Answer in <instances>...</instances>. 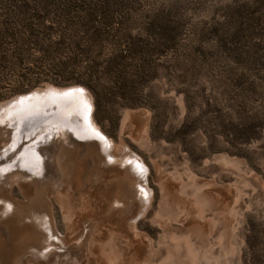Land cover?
Segmentation results:
<instances>
[{"label": "rangeland", "instance_id": "374dc122", "mask_svg": "<svg viewBox=\"0 0 264 264\" xmlns=\"http://www.w3.org/2000/svg\"><path fill=\"white\" fill-rule=\"evenodd\" d=\"M46 85L89 93L91 120L141 159L153 195L137 221L138 241L153 244L140 263L136 243L100 221L107 205L84 202L68 169L75 193L49 196L57 235L80 233L98 245L88 259L64 264H264V0H0V107ZM43 105L4 108L0 137L12 125L18 134L21 113ZM41 110L54 117L20 126L7 167L33 151L47 162L61 135L91 134L81 129L82 103L68 113ZM67 157L74 169L81 155ZM50 189L16 184L11 192L27 208ZM123 211L126 221L132 210ZM91 229L98 231L90 238ZM20 235L6 255L11 244L0 247V264L28 257Z\"/></svg>", "mask_w": 264, "mask_h": 264}, {"label": "bare ground", "instance_id": "6f19581e", "mask_svg": "<svg viewBox=\"0 0 264 264\" xmlns=\"http://www.w3.org/2000/svg\"><path fill=\"white\" fill-rule=\"evenodd\" d=\"M75 88L56 89L52 87L48 88V90L39 89L37 93H46L50 90V95L54 96L56 94L72 93L71 91L79 92L80 94L78 95L79 99H77V104L82 103L83 105L82 116L84 121V126L81 129H85L90 132L91 134L89 136L81 135L82 139L70 136L67 140L63 139L64 137L61 138L62 135L60 137L55 136L56 138L54 139H56V143L53 146L54 148L51 147L53 150L49 149L48 153H46L48 156H45L48 158V160H46L47 162H45V159L44 161L41 159L38 152L33 151L32 153H28L26 150H22L29 155L26 154L20 159V161L14 163L15 165L10 167H7L6 164L10 163V160L14 159L15 154L19 152L18 144L22 139L20 126H22L25 121L28 123V121L32 122L35 121V119L39 120L45 118L44 115H49L51 117L53 114L29 113L28 115H24L21 113L23 116L19 118L20 126H18V134H12V128L13 130L16 129V127L12 125L11 130L9 131L10 135L5 133L3 138L0 137V139H2L0 140V247H5L4 245L11 244L10 247H7L9 249L6 252L4 251L1 255H6L7 252L10 251L13 245V238L15 237L16 230H19L22 234L20 235L21 237L18 236L19 240L17 239V246L20 244L19 248L23 247L24 251H27L26 253L28 254L24 253L25 256H28L27 258L25 257L27 260L20 259L17 264H24L23 262H25V264H36L35 262H43L44 264H64L65 260L63 259L67 257L74 258V255H76V257H80L79 261H82L84 257H87L88 259L93 255V246L94 244L95 246L98 245V242L96 243L93 241V238L86 245V240L83 239V235L80 233H78L77 236L75 235V232H70V235L67 234L66 236L61 234L57 235L58 232L56 227V218L54 215L55 212L49 196L52 194L59 195L60 199L62 191L64 192V190H67L68 194L72 193L73 188H68V186H66V184L70 183V175H67L66 171L70 169L71 176L76 178L74 182L78 186L77 189L80 188L78 191L81 190V193H79L81 194L82 200L86 203H91L92 201L90 200L94 197L101 198L100 202H103L104 205L106 204L109 209L105 211L104 217L98 216L100 221L105 222V225L108 224L106 227H109L108 229H110V232L115 233L114 235L119 239H128L129 243H136L135 248H139L137 252L140 253L139 260L141 263L143 260L142 258L146 260L149 253H152L153 245L148 241L145 243L138 241L140 239H138L139 234L137 232V221L140 216L143 214L145 216V214H147L153 199L152 191L146 185L148 170H146V166L139 157L133 155L132 152L123 151L122 146H116L111 139L109 140L100 132L99 128L94 124L90 117L92 104L89 93L82 87L78 89ZM13 100L9 101L7 105H2L0 107V111H4V108L6 109L7 106H13L16 104L11 103ZM14 101H17V99ZM18 101L21 102H19L17 107L23 104L22 106L27 109H29L28 107L34 108V105L36 104L43 105L42 102L28 99L26 96L20 97ZM55 103H57L56 99L52 97L50 100H45L44 109L46 110L51 109V107H55ZM16 114L19 113L17 112ZM3 116L5 115L3 114ZM6 118L7 117L4 119ZM5 121L7 122V120ZM14 122L15 120L13 121V124ZM66 126L63 130L65 132L61 131L63 136H69L66 133L67 127L69 126ZM7 130L8 129L6 128V131ZM0 134L3 135L2 133ZM73 134L75 133H72V136ZM51 150L53 151L52 154L50 153ZM75 151H77L81 157L79 158L80 160L78 159L79 161L76 160L77 165L74 170L73 167L69 168L70 166L66 161L68 158L67 155L71 156ZM89 153L95 154L94 158L89 157L90 159L87 158L88 161H86L87 159H81L83 154L88 155ZM9 176L13 178V182L11 183H8L9 181H7ZM53 176L55 177L53 178ZM36 177L38 179L40 178L41 181L47 182L39 184L40 182L38 183L34 180ZM14 184H19L22 191L25 189L30 191L33 188L43 189L49 186L51 189L44 191V195H42L41 198L31 199V206L26 205L28 207L23 208L20 202L12 196L11 191L15 186ZM133 204L135 206H132ZM128 207L131 208L132 214L130 218L128 217L127 220L124 221L122 216L124 212L123 210ZM134 207L135 210H133ZM28 221H32L34 224L29 226L27 224ZM7 222H11V225L7 224ZM72 230H74V227ZM84 231L85 234H88L87 231H91L89 235L91 238V235L93 237V234H95L98 230L91 229ZM129 232H132V236L129 235ZM32 236L34 241H38V244L37 242L32 243ZM130 237H133L134 241L133 239L131 240ZM20 239L24 240L22 241ZM41 242H44V244H40ZM14 244H16V242ZM66 245L69 246L66 248ZM76 246H78L81 250L78 251ZM69 254H71V256H68ZM56 255L60 257V261L55 259V261L53 260L52 262L53 257ZM13 259L11 261H13ZM97 259L98 258H93L91 262H96ZM79 261L76 260L74 262L73 259V261L71 260L67 264H82Z\"/></svg>", "mask_w": 264, "mask_h": 264}, {"label": "water", "instance_id": "95a60500", "mask_svg": "<svg viewBox=\"0 0 264 264\" xmlns=\"http://www.w3.org/2000/svg\"><path fill=\"white\" fill-rule=\"evenodd\" d=\"M53 86H50V85H46L45 86V88H43V90H48V88H52ZM53 88H55V87H53ZM70 88H75V87H70ZM78 88H80V87H77V88H75V89H78ZM57 89V88H56ZM60 89H68V88H60ZM39 89H37V90H35V91H32V92H30V93H27L26 95H22V96H19V97H16V99H17V101H14V100H16L15 98H14V100H13V102H11V103H16V104H14V105H19V102H21V101H18L19 99H20V97H24V96H26V97H28V99H32V100H38V102H42V103H44L45 102V100H50V98L52 97V98H54V99H56V102L57 103H55L56 104V106L55 107H53V108H56V110H57V108L59 109V111L58 112H63V111H65L66 110V112L68 113L70 110H73V108H75L76 106H77V102H78V100L77 99H79V92H77V91H71L72 93H62V94H56V95H54V96H51L50 95V90L49 91H47L46 93H41V94H38L37 93V91H38ZM50 95V96H49ZM49 98H48V97ZM58 100V101H57ZM58 104V105H57ZM13 105V106H14ZM23 105V104H22ZM22 105H20L21 107L20 108H22ZM43 107H44V105H43ZM43 107H39V108H37V113H42V111H41V109L43 108ZM24 108V107H23ZM19 109V108H18ZM68 109H70V110H68ZM50 110V109H49ZM48 110V111H49ZM68 110V111H67ZM24 111H27L26 109H23V111L22 112H24ZM45 111H47V109L45 110ZM44 114V113H43Z\"/></svg>", "mask_w": 264, "mask_h": 264}, {"label": "trees", "instance_id": "16d2710c", "mask_svg": "<svg viewBox=\"0 0 264 264\" xmlns=\"http://www.w3.org/2000/svg\"><path fill=\"white\" fill-rule=\"evenodd\" d=\"M7 32H9V31H7ZM6 34V33H5Z\"/></svg>", "mask_w": 264, "mask_h": 264}]
</instances>
